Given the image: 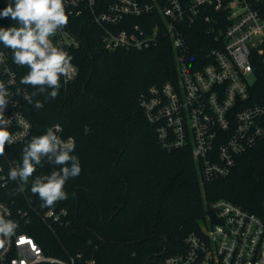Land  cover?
I'll list each match as a JSON object with an SVG mask.
<instances>
[{"label": "built area", "instance_id": "2783aa9c", "mask_svg": "<svg viewBox=\"0 0 264 264\" xmlns=\"http://www.w3.org/2000/svg\"><path fill=\"white\" fill-rule=\"evenodd\" d=\"M63 2L67 14L87 15L100 26L106 49H147L161 38L171 39L177 78L150 86L141 94L140 105L161 147L191 149L204 180L228 175L239 155L264 141V93L255 90L264 67V0ZM58 33L62 43L78 44L65 28ZM0 53L5 57L0 80L11 93L4 115L11 120L9 131L15 139L0 157V179L10 189L7 194L0 191V215L18 224L16 234L0 248V264H96L83 253L48 254L28 231L40 221L55 233L59 225L70 224L71 214L56 204L41 206L31 192L34 175L22 191L19 180L7 179L9 170L22 163L24 145L38 135L24 108L27 91L1 44ZM71 63L75 71L65 83L78 73ZM57 124L62 139L75 140L61 123L50 127ZM209 208L219 221L206 215L200 231L186 237V250L167 256L164 264H264V220L226 199Z\"/></svg>", "mask_w": 264, "mask_h": 264}, {"label": "trees", "instance_id": "16d2710c", "mask_svg": "<svg viewBox=\"0 0 264 264\" xmlns=\"http://www.w3.org/2000/svg\"><path fill=\"white\" fill-rule=\"evenodd\" d=\"M12 2L0 0V11ZM10 26L16 22L0 17V27ZM65 29L78 44L62 43L59 33L53 41L72 57L76 77L68 83L61 78L55 99L47 93L33 97L42 109L24 105L34 135L61 123L75 137L73 155L82 168L66 182L68 199L56 203L69 208L70 224L54 233L37 221L28 230L48 254L83 253L96 264H164L167 256L186 250V237L200 231L206 210L219 199L264 220V141L239 155L228 175L210 181L201 177L191 149L168 151L159 144L140 97L150 86L177 78L170 38L147 49L109 50L100 26L87 15H69ZM2 47L21 81L28 68L15 65L11 50ZM258 82L255 90L264 93V67ZM22 86L29 94L36 91ZM42 164L34 177L45 174L46 164L59 171L46 159ZM9 190L0 179V191Z\"/></svg>", "mask_w": 264, "mask_h": 264}, {"label": "clouds", "instance_id": "9594fccd", "mask_svg": "<svg viewBox=\"0 0 264 264\" xmlns=\"http://www.w3.org/2000/svg\"><path fill=\"white\" fill-rule=\"evenodd\" d=\"M0 17L11 18L16 26L0 27V44L12 52V62L19 67H27L28 72L20 83L36 89L31 94L25 92L23 98L33 104V97L47 93L51 99L59 95L61 78H70L75 69L72 57L63 48L54 43L53 38L58 31L69 23L63 0H13L0 11ZM5 63L0 53V65ZM51 91H48V90ZM11 93L5 83L0 80V157L5 155L6 146L15 143L9 131L11 120L6 118L4 110L9 103ZM35 109H42L44 104L36 100ZM60 125L49 127L43 134L33 136L22 149V163L12 167L7 179L27 184L42 161L59 167L51 175L37 176L31 183V192L42 201V207H53L57 202L67 200L64 190L66 182L81 174L82 168L75 151V140L69 137L62 139L57 133ZM18 224L0 215V248H3L16 234Z\"/></svg>", "mask_w": 264, "mask_h": 264}, {"label": "water", "instance_id": "95a60500", "mask_svg": "<svg viewBox=\"0 0 264 264\" xmlns=\"http://www.w3.org/2000/svg\"><path fill=\"white\" fill-rule=\"evenodd\" d=\"M44 169H45V172L47 174H51L52 173V168H51L50 165H48V164L44 165ZM205 215L210 216L214 221H219V219L216 216L215 211L213 209H211V208L206 210Z\"/></svg>", "mask_w": 264, "mask_h": 264}, {"label": "rangeland", "instance_id": "374dc122", "mask_svg": "<svg viewBox=\"0 0 264 264\" xmlns=\"http://www.w3.org/2000/svg\"><path fill=\"white\" fill-rule=\"evenodd\" d=\"M200 224H201V226H204V225H205V221L202 219V220L200 221Z\"/></svg>", "mask_w": 264, "mask_h": 264}]
</instances>
